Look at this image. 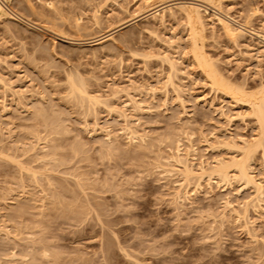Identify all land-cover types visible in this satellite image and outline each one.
I'll use <instances>...</instances> for the list:
<instances>
[{"label": "rangeland", "instance_id": "rangeland-1", "mask_svg": "<svg viewBox=\"0 0 264 264\" xmlns=\"http://www.w3.org/2000/svg\"><path fill=\"white\" fill-rule=\"evenodd\" d=\"M4 2L40 30L0 19V264H264V149L241 150L261 128L234 101L264 86V41L234 43L204 17L199 46L232 86L221 92L179 12L161 22L134 19L147 0ZM223 10L264 32V0ZM74 80L110 107L72 94ZM178 145L195 148L196 171L248 160L255 185L234 168L227 184L170 174Z\"/></svg>", "mask_w": 264, "mask_h": 264}, {"label": "bare ground", "instance_id": "bare-ground-1", "mask_svg": "<svg viewBox=\"0 0 264 264\" xmlns=\"http://www.w3.org/2000/svg\"><path fill=\"white\" fill-rule=\"evenodd\" d=\"M192 1H194V2H191V3H182V2H180L179 3V2H173V1H170V0L169 1L168 0L167 1L166 0H147L146 4H148L149 9L146 10L145 12H142V14L137 15L136 17H134V19H138V18L140 19L139 16H142L143 14H144V16H146L145 14H147L150 17H152L153 19H157L158 18V19H160V21L161 20L163 21L167 17V14L174 15V16L176 15L175 14L176 12H179L180 14H182L183 17L185 18L186 24L189 27V31H190L189 32V38L191 39L190 40L191 41L190 42L191 46H189V47H190V49L192 48V52H193L192 53V55H193L192 57L194 59L193 61H195V63L198 64L197 66L199 68H201V71L204 74V78L206 77L208 79V81L211 82L212 89L216 88L215 90H218V91L219 90L221 91L222 89H230V84H228L226 82V80L222 78V74H219L220 72L217 69L218 67L216 68L213 62H209L210 59L207 58L208 56L206 57V55H204V52L202 51V49H203L202 46L201 47L199 46V43H201V45H202V41L204 42L203 33H204L205 27H206L205 26L206 23L204 21V17L208 18V20H210V22H212L213 24L216 23L219 26V28L223 31V33L226 35V37L229 38L230 41H234V43H238L236 41L239 38L246 37V36H248V37H250L252 39L253 38H258V39L261 40V42H263L264 41V32H261L262 30L258 31L255 28H253L252 25L248 23L249 21L239 22L234 17H232L230 14L225 12L223 10V3L226 0H192ZM6 17H8V18L10 17L11 19L15 20L16 22L17 21H22V22L26 23L28 26L33 27V28L35 27L36 29L40 30L39 27L34 26L32 23H30L27 20L25 21L24 19L21 18V16L17 15L16 13H14L7 6L6 2H4V0H0V19L1 18H6ZM246 17L250 18V15H247ZM99 18L100 17H99V14H98L95 17V24L96 25H99L100 22H101ZM44 28H46V27H44ZM262 29H264V28H262ZM53 30H49V32L50 31L53 32ZM113 33H109V34L103 35L102 37H99L96 40L85 41V42L84 41H82V42L74 41V40L70 39L69 43H71L73 45H77V46H79V45H88V44L89 45L90 44H101V43H103L105 41L112 40L114 38ZM56 34L58 35V33H56ZM56 34H55V36H56ZM59 34H61V33H59ZM58 36H62V35H58ZM66 37L63 36V38H66ZM67 39H68V37H67ZM263 45H264V43H263ZM168 62H171L169 64H170L171 67H173L174 63H172V61H168ZM210 63H212V64H210ZM175 67H176V65H175ZM76 80H77V78H76ZM170 80H171V78H170ZM169 82L171 83V81H169ZM76 83H78V84H76ZM82 83H83V80L81 81V83H80V80L76 81V82H75V80L73 81L72 86L70 85L72 87V90H73V91H71L72 94H73V92H74V95H75V92H76L77 95L79 93L82 96L81 97L79 95L80 99L83 98V97H86L87 100H88L87 102H89V105L92 104V106H93V104H94V108L96 107L97 104L98 105L99 104L100 105L103 104L104 107L108 106L107 103L105 104V101H107V100L102 101L103 99L102 98H97V95H96V97L94 95L93 96L89 95L86 92V90H87L85 88L86 85L84 86V85H82ZM171 84H173V83H171ZM231 89H232V86H231ZM221 92H224V91L222 90ZM237 92L239 94V98H235L234 101H238L239 100L240 103L242 101L243 103H245L248 106H250V108L253 109L251 111H253L254 115L253 114L252 115H253V117H256V120L258 121V123L260 125V128H261V131H260L261 136L258 134V137H260V138L255 139L256 140V142L254 141L255 143L254 142L248 143V142L243 141L242 142V144L244 143L243 146L242 147L240 146L241 150L243 151L242 153H244L243 155L244 156L246 155L247 157L251 156V158H252L253 151L257 147H260V148L262 147V149H264V86L261 87L259 92H257L258 95L254 94L255 97H254V95L253 96L246 95V92L244 90H242V89L241 90H237ZM237 92H235V93H237ZM100 99H102V100H100ZM232 99H234V97ZM82 100H84V99H82ZM90 102H92V103H90ZM109 107L110 106H108V108ZM113 108H112V110L114 111ZM134 110L136 112H140V111H142V107L136 106V107H134ZM127 129H129V128H127ZM129 131H131V130L129 129ZM128 134H129V132H128ZM130 134L132 135V132ZM134 134L135 133H133L131 138L133 137L134 139H136V138L139 137V136H136ZM179 143H180V141H179ZM232 144H233V142H232ZM233 146L235 147L236 145L234 144ZM192 148L188 149L184 153L183 150L181 149V146L178 145V147L176 149V154L170 160V161H172L174 163L173 166H172L173 169L171 167V169H172L171 170L170 167H168L171 170L170 174L171 173L174 174L173 172L177 171V173L179 172L178 174H181L182 177H184V179H185L184 181L191 182V180H192L193 183H194V180L197 183H200V181H203L202 179H204L205 177H208V179L211 180L213 176H216L215 178H218L219 181H222V183L226 182V184H227L233 178L231 176V174H230V170L234 168L235 171L237 172V175L234 174V175H236L238 177V178L236 177L237 179H239L242 182H244L246 184V186H248L250 184H252L253 186L255 185L256 182H255L254 178L252 177L253 175H250V173H249L250 172L249 170L251 169V167L249 169V165L246 162L248 160H245V159L243 160V159H241L242 158L241 157V158H238L239 160H237V159L231 160L232 162L230 164L222 162V161L218 162L219 161L218 160L217 161L218 164H216L215 167L213 166V168L211 166H209V165H208L209 168H207L206 164L204 162L200 161L201 163H199L200 165H198L199 169H197V171H196L193 166L195 164V161L198 158L194 154V153H196L195 148H193V149ZM235 149H237V148L235 147ZM182 152L184 153V155L182 154ZM244 156H243V158H244ZM246 159H249V158H246ZM168 161L169 160H167L166 162H168ZM189 186H190V184H189ZM198 186H199V184H198ZM256 186L255 187L257 188V190L258 191L260 190V192H261L262 186L260 187L261 189H259L258 182H257ZM261 193L263 194L264 192H261ZM189 195H190V193H189ZM259 195H260V193H259Z\"/></svg>", "mask_w": 264, "mask_h": 264}]
</instances>
